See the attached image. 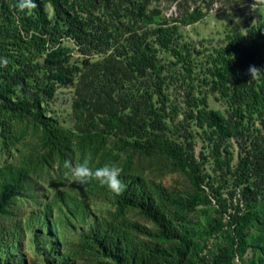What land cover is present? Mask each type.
<instances>
[{"label": "trees", "instance_id": "16d2710c", "mask_svg": "<svg viewBox=\"0 0 264 264\" xmlns=\"http://www.w3.org/2000/svg\"><path fill=\"white\" fill-rule=\"evenodd\" d=\"M154 1L35 0L25 15L17 0H0V57L8 60L0 67V140L11 147L23 140L29 125L41 130L40 145L15 166L0 168V253L25 239L15 200L34 194L36 174L77 156L94 161L109 127L123 148L167 157L187 175L195 167L186 135L191 128L209 142L214 164L228 170L225 142L234 139L235 179L237 187L244 186L246 211L257 200L256 192L264 188V20L252 13L264 0H164L166 8L176 7L170 14L163 13L161 0ZM215 4L249 13L245 32L231 29L217 43L185 40L180 28L203 19ZM251 66L262 70L255 79ZM61 88L73 89V111L81 122L75 129L48 115ZM209 91L225 101L226 113L209 108ZM179 116L183 120L170 131ZM121 180L123 191H112L119 212L137 209L157 231L114 217L83 232L79 246L97 250L106 259L102 264H171L165 249L142 237L182 240L177 224L198 195L185 199L126 173ZM197 181L204 178L197 175ZM69 200L62 202L68 206ZM246 214L243 232L250 229ZM50 264L74 263L58 257Z\"/></svg>", "mask_w": 264, "mask_h": 264}, {"label": "rangeland", "instance_id": "374dc122", "mask_svg": "<svg viewBox=\"0 0 264 264\" xmlns=\"http://www.w3.org/2000/svg\"><path fill=\"white\" fill-rule=\"evenodd\" d=\"M161 3L163 13L176 11L175 5L166 8V1L161 0ZM45 10L53 16L49 4L45 5ZM252 15L264 20V6L254 7ZM249 17L247 12L221 10L215 4L203 19L182 26L180 32L185 40L193 43H217L231 29L245 32ZM67 45L73 47L72 43ZM207 97L209 108L226 113L227 106L218 93L209 91ZM73 101L72 88L59 89L48 105V115L57 119L62 127L75 129L81 122L74 114ZM182 120V116L175 119L170 131H176L174 126ZM107 129L101 152L94 161L88 158L93 170L105 163H114L122 169L121 173L143 179L148 184H161L180 197H199L193 209L183 211L184 220L177 224L182 240L157 235L142 237L165 249L171 264H264V188L256 192L257 200L246 211L244 186L237 187L235 179L239 147L234 139L225 142L231 159L228 170L223 163L214 164L209 142L201 130L191 128L186 135L193 146L195 167L187 175L174 168L167 157H149L123 148L114 135L116 131ZM26 132L23 140L11 147H5L0 140V168L15 166L25 153L41 144V130L34 124L29 125ZM178 132L183 133L179 128ZM82 161L77 156L71 163L76 166ZM197 175L204 178L200 184ZM35 179L34 194L20 195L15 200L22 214L25 239L6 253L1 252L0 264H50L58 257L69 258L74 264H102L106 259L97 250L81 248L79 238L95 223L111 221L114 217L138 222L154 233L157 231L139 210L119 212L112 191L95 179L81 185L65 162L42 168ZM67 198L70 199L68 206L62 202ZM248 212L250 229L243 232L241 220ZM241 237L243 241L238 243Z\"/></svg>", "mask_w": 264, "mask_h": 264}, {"label": "clouds", "instance_id": "9594fccd", "mask_svg": "<svg viewBox=\"0 0 264 264\" xmlns=\"http://www.w3.org/2000/svg\"><path fill=\"white\" fill-rule=\"evenodd\" d=\"M35 7V0H17L16 3L18 11L25 15L29 14ZM7 63V58L0 57V67L6 66ZM248 71L251 78L255 79L262 70L255 66H251ZM65 166L71 168L72 174L81 185H85L90 180L95 179L101 185L106 186L109 190L117 194L123 191V188L125 187L121 180L122 169L114 163H105L93 170L89 166V160L85 158L76 166H73L71 161H65Z\"/></svg>", "mask_w": 264, "mask_h": 264}]
</instances>
